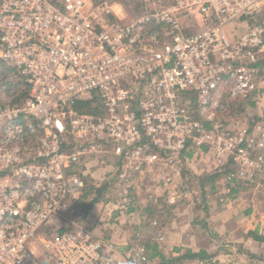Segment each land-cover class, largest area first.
Segmentation results:
<instances>
[{
	"label": "built area",
	"instance_id": "obj_1",
	"mask_svg": "<svg viewBox=\"0 0 264 264\" xmlns=\"http://www.w3.org/2000/svg\"><path fill=\"white\" fill-rule=\"evenodd\" d=\"M111 3L0 0V264H111L114 244L53 224L89 188L85 160L174 163L194 131L222 134L205 125L224 102L264 109V0H120L141 6L130 18ZM241 140L226 156L264 172V142Z\"/></svg>",
	"mask_w": 264,
	"mask_h": 264
},
{
	"label": "rangeland",
	"instance_id": "obj_2",
	"mask_svg": "<svg viewBox=\"0 0 264 264\" xmlns=\"http://www.w3.org/2000/svg\"><path fill=\"white\" fill-rule=\"evenodd\" d=\"M124 8L129 18L142 12L137 4L126 3ZM224 103L226 109L218 111L217 123L206 128L213 129L218 124L219 131L227 135L223 141H228L226 144L219 140L222 134L218 132L208 139L194 131L187 150L179 159L174 158V163L167 161L171 157L154 149L157 162H146L139 169L131 161L111 154L88 157L87 166L80 167L89 169L86 181L90 187L74 207L76 211H63L53 224L82 227L97 241L114 244L113 251L106 250L102 257L111 264H159L161 255L155 256L158 250L172 257L188 249L198 252L201 247L209 250L212 264H229L233 261L226 253L230 242L218 239V231L224 229L235 232L236 238L241 237L240 231H248L250 238L264 242V176L254 171L259 157H248L250 161L244 163L241 154L235 160L225 154L239 139L243 150L264 142V109L260 111L254 102L242 97ZM192 118L200 120L196 114ZM215 174L219 176L213 185L207 176ZM202 177L205 179L200 181ZM231 177L240 181L237 193L231 191ZM101 187L106 189L98 195L96 189ZM153 244L158 245L157 251L150 250ZM141 249L146 255L140 254ZM139 256H146L147 261ZM184 264L208 262L197 259Z\"/></svg>",
	"mask_w": 264,
	"mask_h": 264
},
{
	"label": "trees",
	"instance_id": "obj_3",
	"mask_svg": "<svg viewBox=\"0 0 264 264\" xmlns=\"http://www.w3.org/2000/svg\"><path fill=\"white\" fill-rule=\"evenodd\" d=\"M98 104V100L97 99H94V100H90V101H80L77 103L76 105V109L79 110V111H84V112H90V113H96L97 112V106ZM207 127L210 128V125H206ZM226 173L229 172V169L225 170ZM223 174V172H222ZM262 175L264 176V172H262ZM219 175L218 174H215V175H208L207 178L211 179V183L214 185V180L216 179V177H218ZM205 179V177H202L200 178V181ZM264 179V178H263ZM234 184V186H232L231 184ZM229 184L231 185V188L232 190L231 191H234L235 193L238 192V187L241 185L240 184V181L236 180V179H233V180H230ZM263 184H264V181H263ZM94 188V187H93ZM106 189V187H101V188H98L96 189V192L98 195H100L104 190ZM97 198L94 199L93 203L92 204H95L97 202ZM262 240H264V237L261 238ZM150 250H156L158 249V245L157 244H153L152 246H150ZM147 248L149 249V245L147 246ZM149 250V251H150ZM176 251L179 253V251L181 252V249L178 248L176 249ZM159 253H156L155 256L157 254H160V262L159 264H184L185 261H194V260H205L208 262V264H212L211 263V260L209 261L208 258H209V255L207 254V252L205 250H200L198 252H194L192 251L191 249H188L186 250V252L182 255H177V256H172V257H168V256H165L161 251L158 250ZM154 256V257H155ZM152 258L153 255L151 256ZM150 257V259H151ZM248 257L250 259H256L257 256L254 255V254H251L249 253L248 254ZM238 260H234L232 261L233 263H237ZM232 264V263H230Z\"/></svg>",
	"mask_w": 264,
	"mask_h": 264
},
{
	"label": "crops",
	"instance_id": "obj_4",
	"mask_svg": "<svg viewBox=\"0 0 264 264\" xmlns=\"http://www.w3.org/2000/svg\"><path fill=\"white\" fill-rule=\"evenodd\" d=\"M260 111L262 110L260 109ZM261 198L264 201V197H261ZM262 204L264 206V202ZM233 219L235 220V218ZM218 233L221 236V237H218V239H225L228 242H230L228 249L226 251L227 257L230 256V258H233L232 259L233 261L238 260L236 264H264V242L261 240H258L259 238L252 239L248 235L249 232L243 231V230L240 231L241 237L239 238H236L235 232L229 231L228 229L227 230L224 229V231L220 230L218 231ZM200 250H205L207 252L208 249L201 247ZM249 253L256 255L257 258L250 259L248 257ZM244 255H246L245 258H244ZM230 263L235 264L232 261Z\"/></svg>",
	"mask_w": 264,
	"mask_h": 264
},
{
	"label": "clouds",
	"instance_id": "obj_5",
	"mask_svg": "<svg viewBox=\"0 0 264 264\" xmlns=\"http://www.w3.org/2000/svg\"><path fill=\"white\" fill-rule=\"evenodd\" d=\"M110 11H112L118 18L123 17L126 13L123 5L120 3V0H112Z\"/></svg>",
	"mask_w": 264,
	"mask_h": 264
}]
</instances>
